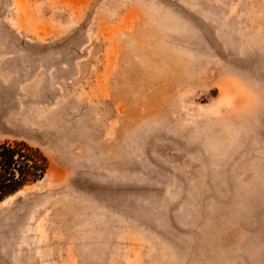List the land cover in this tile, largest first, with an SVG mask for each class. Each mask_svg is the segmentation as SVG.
<instances>
[{"label":"rangeland","instance_id":"obj_1","mask_svg":"<svg viewBox=\"0 0 264 264\" xmlns=\"http://www.w3.org/2000/svg\"><path fill=\"white\" fill-rule=\"evenodd\" d=\"M0 264H264V0H0Z\"/></svg>","mask_w":264,"mask_h":264},{"label":"trees","instance_id":"obj_2","mask_svg":"<svg viewBox=\"0 0 264 264\" xmlns=\"http://www.w3.org/2000/svg\"><path fill=\"white\" fill-rule=\"evenodd\" d=\"M47 168L38 149L23 142H0V201L41 180Z\"/></svg>","mask_w":264,"mask_h":264}]
</instances>
